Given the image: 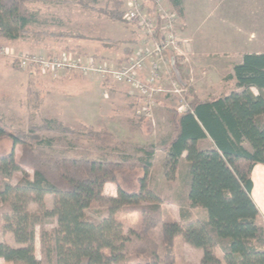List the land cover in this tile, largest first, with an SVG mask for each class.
<instances>
[{
    "label": "trees",
    "instance_id": "1",
    "mask_svg": "<svg viewBox=\"0 0 264 264\" xmlns=\"http://www.w3.org/2000/svg\"><path fill=\"white\" fill-rule=\"evenodd\" d=\"M36 1L0 0V37L113 41L72 30L35 29L32 25L38 14L29 4ZM63 2L112 22H125L120 0H107L102 6L98 0ZM168 3L178 16L182 14V0ZM124 42L128 41L118 43ZM124 51L129 55L132 49ZM226 78L234 82L228 94L199 99L189 88L192 98L186 110L170 109L174 133L164 145L170 177L177 175L180 162L185 167L178 219L146 199L150 192L146 168L153 146L145 148L146 158L136 164L143 172L139 189L126 191L119 175L135 167L127 163L128 158H75L49 153L42 146V135L51 131L107 145L104 137L114 141L107 131L87 127L80 135L59 120L49 119L30 124L26 132H13L0 116V142L6 139L12 149L20 147L17 160L13 150L0 153V233L11 234L18 245L0 242V257L10 264H176L173 246L180 237L201 250L200 264H264V223L252 199L253 169L264 164V53L244 54ZM3 169L20 170L22 176L12 185ZM107 183L116 185L115 196L104 194ZM30 194L39 209L44 207V197L53 195L56 225L52 229L43 227L36 212L16 206ZM195 208L202 209L203 218L193 214ZM134 211L140 212V223L124 231L116 214ZM37 226L39 259L35 256ZM156 228L159 242L153 235Z\"/></svg>",
    "mask_w": 264,
    "mask_h": 264
},
{
    "label": "rangeland",
    "instance_id": "2",
    "mask_svg": "<svg viewBox=\"0 0 264 264\" xmlns=\"http://www.w3.org/2000/svg\"><path fill=\"white\" fill-rule=\"evenodd\" d=\"M120 1L122 3L119 9L125 13L127 0ZM142 1L146 11L147 8L153 11L156 5L172 8L168 0ZM105 2L107 0H98L97 5L102 6ZM29 7L38 14L37 21L32 25L37 30L56 32L72 30L89 37L113 41L59 40L31 35H22L10 41L0 37V116L4 125L13 132L19 130L26 132L30 124L57 119L80 135L84 134L87 127L107 131L114 140L112 142L110 137H104L107 145L87 137L77 138L74 135L51 131L42 135V146L49 153L75 158L112 161H124L128 158L127 163L135 164V167L119 175L121 187L126 191L139 189L138 179L143 172L136 164L140 158H146L145 148L153 146V154L146 168L147 186L150 190L146 194V199L151 203L157 202L162 209L169 211L178 219L181 170L185 167L184 163L180 162L177 175L174 178L170 177L164 149V145L174 133L170 109L185 111L192 98L188 92L189 88L199 99L216 98L234 89V82L226 78L232 72L233 61L244 55V52L264 53V0L191 1L190 25L195 33L194 43L207 53H198V58L196 53L193 55L184 50L183 55L179 53L177 55L181 60L170 58L167 69L161 74L160 83L163 88L170 89L171 80H175L181 84L179 87L183 89V93L181 96L167 92L166 96L159 95L150 118L137 115L142 101L129 95V88L125 85L111 79H102L97 75H83L75 70L65 69L55 77L41 74L36 68L19 66L15 57L39 53L61 58L69 53L80 62L92 58L99 63L120 65L135 52L147 46L145 35L137 25L127 22L124 15L125 22H112L103 15L68 5L63 0H38L29 4ZM175 29H178L177 24ZM124 40L128 42L118 43ZM80 42L84 45L77 46ZM125 48H131L132 52L125 55ZM10 50L13 53H10ZM11 145V141L2 140L0 153H9L13 150L14 159L17 160L20 156V147L16 145L12 149ZM244 145L246 148L250 147L247 143ZM3 171L12 185H15L22 176L20 170ZM252 179L254 183L252 199L259 211V220L264 223V164H257L254 167ZM104 194L116 195V185L107 183L104 186ZM32 199L33 195H26L16 206L36 212L43 227L46 230L52 229L56 225V216L52 212L53 195L48 194L44 197V207L41 209ZM192 212L198 218L204 217V212L200 208H195ZM116 219L123 224L124 231H127L137 227L141 217L139 211L118 212ZM39 230L40 227L37 226L35 256L38 259ZM158 230L156 228L153 235L159 242ZM0 242L12 247L18 246L11 234L0 233ZM173 251L176 264H200L201 250L182 242L180 237L175 238ZM0 264L10 263L0 257Z\"/></svg>",
    "mask_w": 264,
    "mask_h": 264
},
{
    "label": "built area",
    "instance_id": "3",
    "mask_svg": "<svg viewBox=\"0 0 264 264\" xmlns=\"http://www.w3.org/2000/svg\"><path fill=\"white\" fill-rule=\"evenodd\" d=\"M126 4L124 18L139 27L145 35L147 46L135 52L122 64L113 66L106 62L99 63L92 58L80 62L69 53L61 58L37 53L15 56L19 66L36 68L41 74H50L53 77L66 69L83 75H97L105 80L111 79L127 86L128 94L142 101V106L137 110L138 116L152 117L159 95L166 96L167 92L181 96L183 93V89L179 87L181 84L175 80H171L170 89L163 88L160 83L161 74L167 69L170 58L183 55L184 42L175 29L178 15L172 8H163L161 5H156L153 12L149 13L142 0H127ZM10 53L13 51L10 50Z\"/></svg>",
    "mask_w": 264,
    "mask_h": 264
},
{
    "label": "crops",
    "instance_id": "4",
    "mask_svg": "<svg viewBox=\"0 0 264 264\" xmlns=\"http://www.w3.org/2000/svg\"><path fill=\"white\" fill-rule=\"evenodd\" d=\"M191 1L192 0H182V14L180 16H178V19L176 21V24L178 27V29H176V32L179 33L180 36L182 35L183 37L181 36V38L185 41L183 43V47H182L183 51L185 50L187 53H191L193 55L196 53V55L198 57V53L206 54L207 52L204 51V49H200V48L196 47V45L194 43L195 33L193 32V27L190 25L191 24L190 21L192 19V13H191L192 9L190 7ZM176 24H175V27H176ZM80 45H84V44L82 42H80V44L78 43L77 46H80ZM249 52L260 53L261 51H249ZM243 54H245V52ZM242 56L243 55L238 57V59L234 60L233 64L239 63L242 59ZM93 78H95V77H93ZM251 90L254 94H257V90L255 88H251ZM254 90H255V92H254ZM238 91H240V89H238ZM263 91H264V89H263ZM109 195L115 196L113 194H109ZM200 258H201V253L199 256V262H200Z\"/></svg>",
    "mask_w": 264,
    "mask_h": 264
},
{
    "label": "bare ground",
    "instance_id": "5",
    "mask_svg": "<svg viewBox=\"0 0 264 264\" xmlns=\"http://www.w3.org/2000/svg\"><path fill=\"white\" fill-rule=\"evenodd\" d=\"M264 205V204H263Z\"/></svg>",
    "mask_w": 264,
    "mask_h": 264
}]
</instances>
